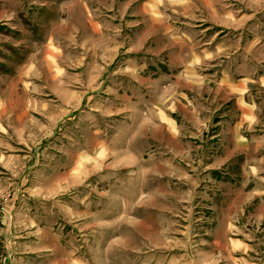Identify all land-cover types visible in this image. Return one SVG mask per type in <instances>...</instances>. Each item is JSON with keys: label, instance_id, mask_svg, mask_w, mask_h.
Wrapping results in <instances>:
<instances>
[{"label": "rangeland", "instance_id": "374dc122", "mask_svg": "<svg viewBox=\"0 0 264 264\" xmlns=\"http://www.w3.org/2000/svg\"><path fill=\"white\" fill-rule=\"evenodd\" d=\"M147 1L0 0V264L264 261V0Z\"/></svg>", "mask_w": 264, "mask_h": 264}, {"label": "crops", "instance_id": "0c3cea01", "mask_svg": "<svg viewBox=\"0 0 264 264\" xmlns=\"http://www.w3.org/2000/svg\"><path fill=\"white\" fill-rule=\"evenodd\" d=\"M171 5L173 7H178L179 9H181L182 13L186 16L191 15V12H188V3H186L187 1L185 0H169ZM164 0H149L147 1V3H145L141 8H142V13L140 15L143 18L147 19V25L146 28L144 29V31L138 32V30L133 34V41H132V45H131V50L134 52L140 51L143 48L144 45V41L151 38H155L159 35H162V39L161 38L156 42H154V44L158 43L157 46H153L150 45L151 49H155V52L159 51V46L161 44H166L170 43L172 45V54L174 56L175 59H178L180 62L184 60V57L188 56H184V47L187 48V50H192L191 48H193L191 44L189 43H185L182 42V44L180 42H176L175 40L171 39V34H173V29L172 27L170 28V25L167 27L162 28V22L164 20V18L162 17V14L159 13L161 6H163ZM213 7V6H212ZM212 14L215 12V10L213 8L210 9ZM216 13V12H215ZM213 16H215L213 19H217V15L213 14ZM218 22V21H217ZM92 31L94 33H100L101 32V28L100 26H92ZM190 37V36H189ZM151 44H153V41H151ZM191 46V48H190ZM154 47H158V49L156 50V48ZM150 49V50H151ZM222 47H219L217 50L220 51L222 50ZM153 51V50H152ZM190 64L189 66H193L195 63H199L200 62V55H195V54H190ZM188 56V57H189ZM203 56V55H202ZM208 56V55H207ZM183 76H181L183 78L184 81H188V82H193V83H197V78L194 75L193 69L187 68L186 72H184L182 74ZM159 80H161V78H159ZM195 80V81H194ZM177 82H183L181 80V78L178 76L176 79ZM186 81V82H187ZM187 82V83H188ZM259 258L253 257V259H251V263L249 264H264V261H262ZM225 264H229L228 262H226ZM232 264V263H230ZM235 264H240V262H235Z\"/></svg>", "mask_w": 264, "mask_h": 264}]
</instances>
